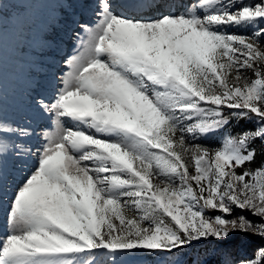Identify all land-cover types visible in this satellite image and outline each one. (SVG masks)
Wrapping results in <instances>:
<instances>
[{"label": "snow or ice", "instance_id": "snow-or-ice-1", "mask_svg": "<svg viewBox=\"0 0 264 264\" xmlns=\"http://www.w3.org/2000/svg\"><path fill=\"white\" fill-rule=\"evenodd\" d=\"M18 2L0 0V28L15 19L31 39ZM53 2L28 111L0 104V264H181L195 243L264 239V164L250 167L264 142V0ZM233 121L255 127L225 133ZM219 133L222 146L201 142ZM236 264H264V247Z\"/></svg>", "mask_w": 264, "mask_h": 264}, {"label": "rangeland", "instance_id": "rangeland-1", "mask_svg": "<svg viewBox=\"0 0 264 264\" xmlns=\"http://www.w3.org/2000/svg\"><path fill=\"white\" fill-rule=\"evenodd\" d=\"M56 7L53 0H20L18 3L9 5V11L14 14L19 12L20 18L26 21L31 29L28 35L32 37L31 39H23L20 36L15 19L6 18L2 28H0V104L3 105L6 115L9 117L19 118L28 111L25 102V90L31 69L30 62L35 59L33 53L40 51L38 41L40 30L50 22L52 17L60 14ZM77 11L82 13L83 19L90 18L88 10L78 9ZM229 31L241 35L248 34V30L242 28H232ZM21 49H26V51H21ZM67 50L72 51L70 44L67 46ZM42 123L46 122L42 121ZM254 127V124L250 122L237 123L233 121L225 129V133L236 134L242 130H253ZM225 133H219L201 142L209 147H220L223 143L221 137ZM253 147L257 149V158L250 167L256 169L264 164V142L257 141ZM235 214L241 213L236 210ZM249 218L256 219L251 216ZM262 247H264V239L237 233L226 241L208 240L195 243L192 247L185 249L177 258L181 264H226V261L236 264L240 258L253 257L254 253ZM149 257L151 258L150 264H161L157 258ZM127 264L147 263L130 260L127 261Z\"/></svg>", "mask_w": 264, "mask_h": 264}, {"label": "trees", "instance_id": "trees-1", "mask_svg": "<svg viewBox=\"0 0 264 264\" xmlns=\"http://www.w3.org/2000/svg\"><path fill=\"white\" fill-rule=\"evenodd\" d=\"M134 261V260H138L140 263H147L150 264L151 263V258L149 256L146 255H137V256H132V257H128L127 261Z\"/></svg>", "mask_w": 264, "mask_h": 264}]
</instances>
